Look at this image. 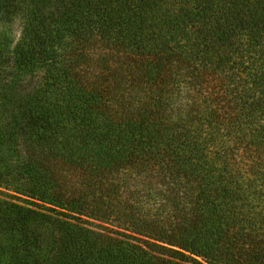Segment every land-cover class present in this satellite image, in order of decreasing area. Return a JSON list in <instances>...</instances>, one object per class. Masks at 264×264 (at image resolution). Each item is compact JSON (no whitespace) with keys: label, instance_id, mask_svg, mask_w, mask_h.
Returning a JSON list of instances; mask_svg holds the SVG:
<instances>
[{"label":"trees","instance_id":"trees-1","mask_svg":"<svg viewBox=\"0 0 264 264\" xmlns=\"http://www.w3.org/2000/svg\"><path fill=\"white\" fill-rule=\"evenodd\" d=\"M0 21V264H264V0Z\"/></svg>","mask_w":264,"mask_h":264},{"label":"rangeland","instance_id":"rangeland-1","mask_svg":"<svg viewBox=\"0 0 264 264\" xmlns=\"http://www.w3.org/2000/svg\"><path fill=\"white\" fill-rule=\"evenodd\" d=\"M21 31L19 21H0V42L15 44L21 36Z\"/></svg>","mask_w":264,"mask_h":264}]
</instances>
